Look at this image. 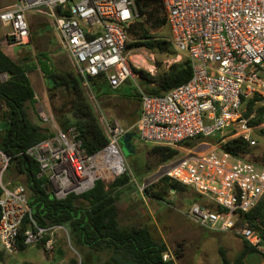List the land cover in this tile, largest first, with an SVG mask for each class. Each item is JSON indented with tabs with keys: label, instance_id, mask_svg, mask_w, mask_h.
<instances>
[{
	"label": "built area",
	"instance_id": "1",
	"mask_svg": "<svg viewBox=\"0 0 264 264\" xmlns=\"http://www.w3.org/2000/svg\"><path fill=\"white\" fill-rule=\"evenodd\" d=\"M139 0H16L0 8V23L9 27L13 44L28 40L27 13H43L58 31L72 69L81 77L89 100L108 139L94 154H86L74 127L60 129L52 115L40 106L39 115L52 124L47 138L20 154L32 158L39 175L57 199L89 191L97 179L125 171L120 139L129 129L102 113L90 89L89 79L101 77L111 90L118 89L140 73L125 55L128 29L139 18ZM170 42L177 52L189 58L192 75L186 82L151 95L140 90L139 117L133 128L145 142L181 147L186 141L208 145L206 151L184 150L161 166V176L195 191L203 202H193L187 216L203 229L234 232L251 245L260 247L259 237L244 224V214L264 196V164H257L226 151L222 144L239 137L256 143L253 132L263 127L250 125L244 116L249 99L264 101V0H161ZM151 74L154 75L153 70ZM8 78L0 74V80ZM90 94V96H89ZM97 114V113H96ZM252 116V115H251ZM10 157L0 150V243L12 252L25 217L30 224L22 242L33 245L49 237V247L63 225L39 226L31 216L28 190L22 183L4 178ZM130 174L136 183L134 176ZM117 175V176H118ZM151 184V183H150ZM149 184H137L143 192ZM170 252L163 260H170Z\"/></svg>",
	"mask_w": 264,
	"mask_h": 264
},
{
	"label": "trees",
	"instance_id": "2",
	"mask_svg": "<svg viewBox=\"0 0 264 264\" xmlns=\"http://www.w3.org/2000/svg\"><path fill=\"white\" fill-rule=\"evenodd\" d=\"M136 6L140 17L134 20L128 29L130 39L126 49L145 48L153 53L174 57L176 52L172 50L171 42L152 36L149 27L167 26L161 0H139ZM157 67L155 76L134 68L141 74L144 91L151 95H161L186 82L192 75L191 63L187 56L164 67L157 63ZM33 68H36V64L20 63L12 59L0 44V74L6 73L8 76L5 81L0 82V117L5 123V127L0 129V150L10 157L7 167L9 177L14 181L18 177L25 179L32 219L39 226L63 225L70 230L77 243L95 251H108L110 257L107 264H174L172 259L163 260V254L169 251L168 247L164 241L153 236L148 225L120 224L117 200L119 189L130 182L128 173L116 177L108 185L97 179L89 191L79 195L72 193L64 199H57L50 190L47 179L39 175L38 164L29 156L20 154L52 134L50 130L32 122L29 117L27 105L35 101V92L28 76ZM40 69L57 126L62 130L74 127L86 154H94L102 149L108 139L81 77L70 67H56L45 60L40 61ZM89 83L97 99L103 95L117 94L127 97L118 93V89H102L101 86L107 84L101 77H91ZM135 97H140L139 91L133 98H127ZM257 100L249 99L244 111V116L249 118L248 122L252 126L264 122V104L256 103ZM139 109L140 107L136 113ZM136 113L135 122L139 117ZM258 134L264 136V127L258 129ZM135 135L138 134L133 128L124 136L131 138ZM191 142L186 141L183 144L189 145ZM222 146L235 156L264 164V157H245L252 145L239 137L227 139ZM148 153L161 165L175 158L179 149L152 144ZM188 189L190 190L168 176H161L147 185L144 191L155 199L171 203L168 195ZM199 198L195 193L191 202L199 201ZM244 218V224L256 231L260 239L258 245L262 249L243 239V249L233 261L227 259L222 249L219 250L222 264H245L246 255L252 252H257L264 258V196L256 207L244 214ZM29 224V218L25 217L14 247L17 251H23L28 246L22 242V237ZM69 264H76V260L70 259Z\"/></svg>",
	"mask_w": 264,
	"mask_h": 264
},
{
	"label": "rangeland",
	"instance_id": "3",
	"mask_svg": "<svg viewBox=\"0 0 264 264\" xmlns=\"http://www.w3.org/2000/svg\"><path fill=\"white\" fill-rule=\"evenodd\" d=\"M14 2L15 0H0V8L7 7ZM27 21L29 37L22 44H13L9 38L10 28L0 23V44L2 49L15 61L36 64V68H33L28 74L36 96L33 103H28L27 110L32 122L53 131L52 124L42 120L39 115L40 106H43L50 115L53 114L49 106L40 61H49L50 65L56 67H72L64 51L61 37L52 26L49 17L46 14L31 11L27 13ZM149 27L152 36L170 41L169 25L161 28H155L153 25ZM172 50L175 51L173 44ZM125 55L133 68L148 72L150 75H153L151 74V70H153V76L158 70L157 63H161L164 67L176 58V55L169 57L165 54L153 53L145 48H127ZM183 57L185 55L182 54L180 59ZM140 77L134 81L125 82L118 88V93L133 98L137 91L144 90L143 80ZM107 87L106 85L101 86L102 89ZM127 97H120L118 94L103 95L95 100L98 101L103 114L108 118L117 119L123 127L131 130L136 120L134 114L140 106V97H135L136 100ZM90 101L94 102L91 99ZM258 104H264V101ZM95 107L96 113L99 115V109L97 106ZM138 114L139 111L136 115ZM3 127H5V123L1 121L0 117V129ZM258 129L253 132L256 143L251 146L250 152L245 156L249 159L264 157V136L258 134ZM206 140H208V145L197 141L191 142L189 145L183 144L177 148L179 154L186 149L194 152L206 151L216 142L217 137H209ZM151 146L152 143L141 140L138 135L129 139L127 136H123L120 139L121 151L125 158L123 173H131L136 179L135 183L130 177L129 184L119 189L117 204L120 224L123 226L148 225L153 236L166 243L174 264H222L220 249L223 250L227 259L233 261L243 249V238L234 232L211 231L194 223L187 214L195 191L188 189L187 191L173 192L167 196L171 203L155 199L147 195L145 191L139 192L137 184L153 183L161 173L162 164L159 165L156 158L149 156L148 150ZM118 176L107 179L105 175H102L99 179L108 185ZM4 178L12 179L8 176L7 170L4 172ZM16 181L25 184L23 177H18ZM196 202L202 203L203 200L200 197ZM60 233L63 236H57L49 247L44 246L45 238L44 242L42 239L33 244L34 247H29L24 251L14 249L12 252H8L0 243V264H23L26 259H29L26 260L28 264H49L46 259H52L54 255L58 258L57 261L66 264H69L72 258L76 260V264L108 263L110 257L108 251H95L86 245L77 243L67 227L66 231L61 230ZM37 253L44 256V261L31 260L33 258L37 260ZM244 263L264 264V258L259 253L252 252L246 255Z\"/></svg>",
	"mask_w": 264,
	"mask_h": 264
},
{
	"label": "crops",
	"instance_id": "4",
	"mask_svg": "<svg viewBox=\"0 0 264 264\" xmlns=\"http://www.w3.org/2000/svg\"><path fill=\"white\" fill-rule=\"evenodd\" d=\"M16 1V0H15ZM15 3V2H14ZM13 4V3H12ZM71 65V64H70ZM29 74V73H28ZM29 76V75H28ZM141 78V77H140ZM108 86V85H107ZM35 96H36V93H35ZM140 107V106H139ZM9 176V175H8ZM7 179V178H6ZM7 180H10L11 182H13V183H18V182H16V181H14L13 179H7ZM25 185V184H24ZM61 232V230H58V231H56L55 232V234H54V240H55V238L57 237V236H60V237H62L63 235L60 233ZM49 237L47 236V237H45V239L47 240ZM53 240V241H54ZM45 246V245H44ZM29 247H34V245H28L24 250H26L27 248H29ZM46 248V247H45ZM23 250V251H24ZM28 250V249H27ZM37 255H38V257H37V260H35L34 258L33 259H31V260H34V261H37V262H40V261H44V256L42 255V254H40V253H37ZM32 258V257H31ZM26 260H29V259H26ZM26 260L24 261V263L26 262ZM48 262H49V264H66V263H62V262H60V261H57L58 260V258L54 255V256H52V259H46Z\"/></svg>",
	"mask_w": 264,
	"mask_h": 264
},
{
	"label": "bare ground",
	"instance_id": "5",
	"mask_svg": "<svg viewBox=\"0 0 264 264\" xmlns=\"http://www.w3.org/2000/svg\"><path fill=\"white\" fill-rule=\"evenodd\" d=\"M122 171V167L116 169L115 174L118 175Z\"/></svg>",
	"mask_w": 264,
	"mask_h": 264
},
{
	"label": "water",
	"instance_id": "6",
	"mask_svg": "<svg viewBox=\"0 0 264 264\" xmlns=\"http://www.w3.org/2000/svg\"><path fill=\"white\" fill-rule=\"evenodd\" d=\"M129 139V138H128Z\"/></svg>",
	"mask_w": 264,
	"mask_h": 264
}]
</instances>
